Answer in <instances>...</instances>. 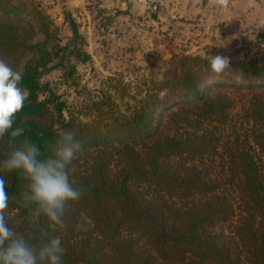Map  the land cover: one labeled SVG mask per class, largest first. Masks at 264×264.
Wrapping results in <instances>:
<instances>
[{"label":"trees","instance_id":"1","mask_svg":"<svg viewBox=\"0 0 264 264\" xmlns=\"http://www.w3.org/2000/svg\"><path fill=\"white\" fill-rule=\"evenodd\" d=\"M87 9L106 34L112 17L99 0ZM65 22L73 39L62 48L34 0H0V59L22 72L20 86L30 92L27 135L49 154L63 131H73L83 151L70 179L86 189L57 231L23 205L18 174H5L10 227L36 245L59 235L62 264H264V54L173 56L171 71L133 107L122 113L103 98L84 122L65 117V102L41 83L80 36L68 13ZM215 55L231 61L220 76L211 72ZM227 88L233 99L220 91ZM238 103L242 121L231 138L224 131ZM6 153L0 143V161ZM84 217L87 230L77 231Z\"/></svg>","mask_w":264,"mask_h":264},{"label":"clouds","instance_id":"2","mask_svg":"<svg viewBox=\"0 0 264 264\" xmlns=\"http://www.w3.org/2000/svg\"><path fill=\"white\" fill-rule=\"evenodd\" d=\"M139 3L155 10L157 0H139ZM209 3L221 10L230 6V0H209ZM230 63L227 56H212L211 72L220 76L231 69ZM22 78V72L0 59V143L7 148L5 158L0 161V264H62L65 249L59 235L49 236L36 245L10 227L5 174L15 172L25 182L21 196L30 214L45 218L54 230H64L66 213L86 193L85 188L71 181L69 174L83 145L73 131H63L50 146L49 154L41 153L38 144L27 135L22 113L30 92L20 86ZM75 227L77 231H86L87 217Z\"/></svg>","mask_w":264,"mask_h":264},{"label":"rangeland","instance_id":"3","mask_svg":"<svg viewBox=\"0 0 264 264\" xmlns=\"http://www.w3.org/2000/svg\"><path fill=\"white\" fill-rule=\"evenodd\" d=\"M34 1L41 11L53 21L55 27H57L56 36L59 46L62 48L66 47L73 39L71 27L69 25L64 27L59 24L56 14L48 13L52 0ZM91 23L94 28L93 35L92 32L90 33V29L88 30L87 27L83 28L77 24L80 36L75 46L69 48L65 53L59 52V59L63 56L62 65L53 66L54 68L46 72L41 78V83L47 86L46 89H50L55 96L59 97L60 101L65 102V117H79L84 122L88 119L86 116L88 115V110L91 109L94 103L100 102L103 98L108 97L119 107L122 113L127 108L133 107L145 95L147 86L151 81L161 80L164 75L171 71L169 61L172 57L185 54L173 55L167 63L150 64L147 61V55L143 54L141 47L131 44L133 41L138 43L135 36L136 33L131 34L132 36L130 37L133 40L129 39L130 43L128 44L127 40L120 39V37L117 40H107L108 32L102 35L98 30H95L93 18ZM148 26H153L154 28L155 25ZM148 26L141 27V30L137 33L152 34V29L148 28ZM92 36L93 41L91 43L93 46L90 45L89 40V37ZM102 36H105L106 39H102ZM116 37L118 38V36ZM173 38L174 36L171 40ZM103 40H105L106 44L104 46L102 44ZM94 42L99 44L95 45ZM106 46H109V49L104 51L103 48H106ZM77 51L81 54L78 57L76 56ZM217 52L239 55L246 54L247 52L264 54V45L258 46L253 41H240L239 38L238 40L235 38L228 48L195 55L204 56ZM83 55H87L88 58L84 59L85 56ZM59 59H54L53 65H56ZM220 91L225 94L228 93L233 99V89L227 88ZM47 95V90H44L40 95V99L43 100ZM240 108L241 103H238L232 109L229 117L230 127L224 131V134L230 135L231 138H233V126L236 124L239 127L238 125L242 121L241 117L239 118Z\"/></svg>","mask_w":264,"mask_h":264},{"label":"crops","instance_id":"4","mask_svg":"<svg viewBox=\"0 0 264 264\" xmlns=\"http://www.w3.org/2000/svg\"><path fill=\"white\" fill-rule=\"evenodd\" d=\"M87 1L91 0H52L48 13L56 14L59 24L64 27L69 25L65 22V14L68 13L76 24L87 27L93 35ZM230 1L229 8L221 10L212 6L209 0H157L160 7L158 24L154 28L148 26L152 34L137 33L141 27H146L147 13L145 4L139 3V0H99V3L106 15L114 20L113 25L108 27L107 40L120 37L128 44L129 39L133 40L131 34L136 33L138 43L133 41L131 44L141 47L150 64H157L167 63L173 55L181 53L195 55L225 49L235 38L238 40V35L253 29H264V0ZM170 29L176 32L173 40L167 43L160 40L159 34ZM92 38L89 37V40L93 46ZM103 38L106 39L105 36ZM239 40L256 43L257 38L250 35ZM103 49L108 50L109 46Z\"/></svg>","mask_w":264,"mask_h":264},{"label":"built area","instance_id":"5","mask_svg":"<svg viewBox=\"0 0 264 264\" xmlns=\"http://www.w3.org/2000/svg\"><path fill=\"white\" fill-rule=\"evenodd\" d=\"M231 3V1H230ZM146 7V19H145V25H157L158 16L160 13V7L158 4L155 5V10L152 9V7H149L147 4H145ZM157 23V24H156ZM176 35V32L174 29H170L168 31H162L159 34V39L163 42H167L171 40L173 36ZM254 36L258 39H260V42L262 45H264V29H253L249 32H245L239 35V38H245L247 36Z\"/></svg>","mask_w":264,"mask_h":264}]
</instances>
